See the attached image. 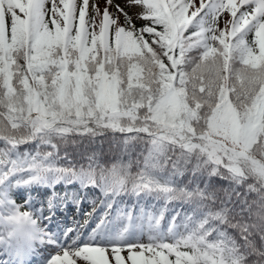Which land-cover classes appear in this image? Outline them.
<instances>
[{"label": "snow or ice", "instance_id": "1", "mask_svg": "<svg viewBox=\"0 0 264 264\" xmlns=\"http://www.w3.org/2000/svg\"><path fill=\"white\" fill-rule=\"evenodd\" d=\"M109 133L115 162L59 153ZM0 142V240L46 264H264V0H0ZM61 181L102 195L61 235L6 192Z\"/></svg>", "mask_w": 264, "mask_h": 264}, {"label": "trees", "instance_id": "2", "mask_svg": "<svg viewBox=\"0 0 264 264\" xmlns=\"http://www.w3.org/2000/svg\"><path fill=\"white\" fill-rule=\"evenodd\" d=\"M137 26L138 27L142 26V23ZM117 136H119L120 139H123L122 134H117ZM72 139H75L77 143L75 144L68 143L67 145L64 144L59 145V153L62 156H65V154H67L68 159H78L81 153L91 154L95 152L99 154L102 162L111 163V162H115V160L121 156L122 145L118 146L114 142H112L110 133L106 137H97L92 142H90L88 139H82L80 137H72ZM0 146H2V142H0ZM36 147H37L36 142H31L29 144L21 145L19 151L20 152H22V150L35 151ZM138 151L139 149L137 148L136 152ZM136 152L132 153L133 159L136 158ZM123 159L127 160L128 156L124 155ZM61 163H63V161H61ZM205 179H207V177H199V176L193 177V174L191 172H186L183 176L177 178V182L180 186H184L189 184V181L192 180L193 184L190 186L194 187L195 183L198 182L200 184V187H203ZM210 183L213 188L228 187L227 182L219 179L218 177H213ZM124 197H130L131 200L133 201L136 200V198L131 196H124ZM137 202L139 204L145 202L146 205H148L149 207H153V205H155L157 209L162 207L164 204L163 201H155L151 198L141 199L140 201ZM169 208L170 211L165 214V216L168 219H170L171 215L174 214V210L178 209L184 212L190 211V206L187 204H181V202H173L172 204L169 205Z\"/></svg>", "mask_w": 264, "mask_h": 264}, {"label": "rangeland", "instance_id": "3", "mask_svg": "<svg viewBox=\"0 0 264 264\" xmlns=\"http://www.w3.org/2000/svg\"><path fill=\"white\" fill-rule=\"evenodd\" d=\"M100 2H101V6H103V0H100ZM115 2L120 3V4L123 6L125 0H115ZM126 10L129 11L130 14H132V13H134V12L136 11L135 9H131V8L126 9ZM134 22H135L136 24L140 23V21H134ZM14 180H15V178L13 179V181H14ZM26 186H28V185H20V184H16V183H14V182H10L9 185H8V187H7V189H6L7 195L10 196L11 200L15 201V200L13 199V194H15L18 190H21L22 188H24V187H26ZM15 204H16V203H15ZM27 204H28V205H24L23 203H21V204H16V205H21V206H24L25 208H31V206L33 205L35 209H39V208H41L38 204H35L33 201H31V199H28ZM59 205H60V203H58L57 205H55L54 208L59 207ZM74 206H75V209H73L74 207H71V206H70V208H69V210L67 211L66 215H64V214H61V215H62V220H63V219H67V216L70 217V218H72V219H74L72 222H73L74 225H75V224H77V222H80V218H82V216H83V214H84L85 212L83 213V210H82V216H81V213H80L81 211H79V210H81L80 205H79V210H77L78 207H77V205H75V203H74ZM76 208H77V209H76ZM82 208H83V207H82ZM54 210H55V209H53L52 211L54 212ZM74 210H76V211L74 212ZM61 211L63 212V208H62ZM100 212H102V210H100V211L98 210V213H100ZM72 214H73V215H72ZM77 214H78V217L75 218L74 216H76ZM54 217H58V215H57L56 213H54V215H53V217H52V220H53V222H54V223H52V225H53L54 227H56V225H57L58 222H56V220L53 219ZM57 219H58V218H57ZM63 225H64V224H63ZM63 225H62V226H63ZM48 227L51 228V225L48 224ZM56 230H59V229L56 228ZM144 238H145L144 240H145V242H146V241H147V237L145 236ZM29 250H33V252L36 253L35 256H37V257H41V258H42V261L46 260V259L49 258V256H50V254H49L50 249L47 248V245H45V244H37V243L34 244V243H31V244L28 246V248H27L26 250H24V251L27 252V251H29ZM40 250H41V251H40ZM56 251H57V250H56ZM44 258H45V259H44ZM78 264H79V262H78Z\"/></svg>", "mask_w": 264, "mask_h": 264}]
</instances>
